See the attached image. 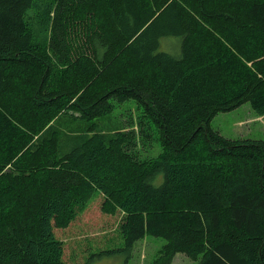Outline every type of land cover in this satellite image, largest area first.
<instances>
[{"label":"trees","instance_id":"16d2710c","mask_svg":"<svg viewBox=\"0 0 264 264\" xmlns=\"http://www.w3.org/2000/svg\"><path fill=\"white\" fill-rule=\"evenodd\" d=\"M132 98L136 124L94 121ZM245 102L264 0H0V264H67L55 228L97 194L128 248L166 238L151 264H264V140L212 126Z\"/></svg>","mask_w":264,"mask_h":264},{"label":"rangeland","instance_id":"374dc122","mask_svg":"<svg viewBox=\"0 0 264 264\" xmlns=\"http://www.w3.org/2000/svg\"><path fill=\"white\" fill-rule=\"evenodd\" d=\"M113 110L106 116L95 119L99 127L106 130L128 125V120L137 123L141 109L138 101L128 99L123 102L113 100ZM212 126L231 138H253L264 140V115H259L250 102L221 111L214 115ZM150 139L135 147L142 158L156 156L162 146L157 139L153 125H147ZM161 180L155 182L159 184ZM103 195L97 194L85 211L80 213L66 228H55L56 235L64 241V259L67 264H151L160 254L166 238L145 234L128 248L118 225L122 213H106L102 210ZM197 260L184 252H177L172 264H196Z\"/></svg>","mask_w":264,"mask_h":264}]
</instances>
